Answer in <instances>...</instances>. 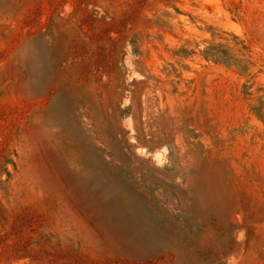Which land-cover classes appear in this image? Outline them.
<instances>
[{
  "label": "rangeland",
  "instance_id": "374dc122",
  "mask_svg": "<svg viewBox=\"0 0 264 264\" xmlns=\"http://www.w3.org/2000/svg\"><path fill=\"white\" fill-rule=\"evenodd\" d=\"M0 264H264V0H0Z\"/></svg>",
  "mask_w": 264,
  "mask_h": 264
}]
</instances>
